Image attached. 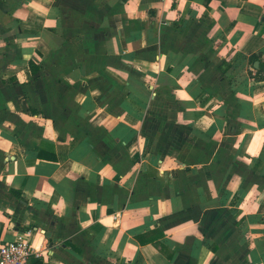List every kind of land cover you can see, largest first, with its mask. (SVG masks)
I'll return each mask as SVG.
<instances>
[{
    "label": "crops",
    "instance_id": "1",
    "mask_svg": "<svg viewBox=\"0 0 264 264\" xmlns=\"http://www.w3.org/2000/svg\"><path fill=\"white\" fill-rule=\"evenodd\" d=\"M18 238L28 264H264V0H0Z\"/></svg>",
    "mask_w": 264,
    "mask_h": 264
},
{
    "label": "built area",
    "instance_id": "2",
    "mask_svg": "<svg viewBox=\"0 0 264 264\" xmlns=\"http://www.w3.org/2000/svg\"><path fill=\"white\" fill-rule=\"evenodd\" d=\"M34 249L22 238L0 243V264H28Z\"/></svg>",
    "mask_w": 264,
    "mask_h": 264
},
{
    "label": "water",
    "instance_id": "3",
    "mask_svg": "<svg viewBox=\"0 0 264 264\" xmlns=\"http://www.w3.org/2000/svg\"><path fill=\"white\" fill-rule=\"evenodd\" d=\"M255 65H257V62L255 63Z\"/></svg>",
    "mask_w": 264,
    "mask_h": 264
}]
</instances>
